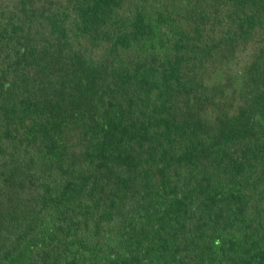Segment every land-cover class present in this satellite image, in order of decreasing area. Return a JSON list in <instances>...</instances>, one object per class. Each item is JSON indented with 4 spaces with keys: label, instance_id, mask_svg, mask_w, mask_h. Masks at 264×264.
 Here are the masks:
<instances>
[{
    "label": "trees",
    "instance_id": "1",
    "mask_svg": "<svg viewBox=\"0 0 264 264\" xmlns=\"http://www.w3.org/2000/svg\"><path fill=\"white\" fill-rule=\"evenodd\" d=\"M0 264H264V0H0Z\"/></svg>",
    "mask_w": 264,
    "mask_h": 264
}]
</instances>
